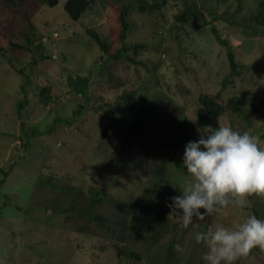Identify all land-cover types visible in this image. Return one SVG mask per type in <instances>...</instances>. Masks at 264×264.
Instances as JSON below:
<instances>
[{
	"label": "rangeland",
	"instance_id": "obj_1",
	"mask_svg": "<svg viewBox=\"0 0 264 264\" xmlns=\"http://www.w3.org/2000/svg\"><path fill=\"white\" fill-rule=\"evenodd\" d=\"M66 1L38 5L28 22L0 11V177L7 173L0 187V264H126L119 256L124 241L92 223L86 210L130 218L129 203L160 159H169L170 189L180 195L189 179L185 145L205 125L250 132L264 146V25L251 20L263 0H165L154 10L148 5L161 0H92L78 20L64 10ZM121 4L129 28L124 40L117 37ZM10 19L15 32L7 36ZM89 29L112 52L127 49L119 58L107 54ZM244 92L256 106L242 101L250 123L227 101ZM201 94L222 103L223 114L199 118ZM146 146L154 151L146 153ZM63 184L80 189L70 212L59 208L68 196L56 188ZM91 188L100 195L86 206ZM259 197L250 194L244 209L230 204L194 217L187 228L171 209L167 217L185 248L197 229H235L253 206L264 220ZM208 250L201 241L202 262L195 264H206ZM235 264H264V250L257 246Z\"/></svg>",
	"mask_w": 264,
	"mask_h": 264
},
{
	"label": "trees",
	"instance_id": "obj_2",
	"mask_svg": "<svg viewBox=\"0 0 264 264\" xmlns=\"http://www.w3.org/2000/svg\"><path fill=\"white\" fill-rule=\"evenodd\" d=\"M57 3L58 0H36L34 2L29 0H0V11L11 14L13 18L20 17L28 22L38 5L46 4L52 7ZM91 3L92 0H67L64 4V10L72 20H78ZM163 3H165V0L154 2L148 5V8L154 10ZM136 5L141 10L145 9L144 3H137ZM125 8V5L122 4L117 6L116 17L120 21L117 37L120 40L126 38L129 30L127 20L124 17ZM186 15L187 13L184 11L177 17L184 20ZM217 17L216 14L213 15V18ZM225 20L233 23V20L229 17H226ZM251 20L252 22L264 25V0L260 2V10L256 15L251 17ZM4 29L7 36L14 34V23L11 19L5 21ZM88 33L96 39L101 50L115 58H119L122 51L127 49L125 45H122L112 52L109 44L100 39L94 30L89 29ZM217 38L219 42L227 44L220 36H217ZM228 59L231 68L235 69L237 63L231 51L228 52ZM46 91L47 89H42V96H47ZM245 99L251 107L256 108L248 92H244L242 96H230L227 101L232 111L241 115L244 120L250 123L242 107V101ZM198 101L200 107L197 108V114L201 119L206 114L218 118L224 112V105L212 96L201 94L198 96ZM182 129H186V126H183ZM171 140H173L172 136ZM144 149L148 154L154 151V148L151 146H146ZM175 163L180 166L182 162L175 159ZM169 165V159H160L154 164L148 182L142 187L141 192L129 203L132 213L130 218H113L109 214L99 215L91 210L85 211L86 217L92 223L124 241L119 256L121 259H124L126 264H140L139 262L143 259L146 260L147 264H195L196 260L199 263L202 262L201 258L197 255L201 242H197L195 239L197 233L203 232L202 229L195 230L187 246L182 248L180 238L177 232L172 231L171 222L167 217V212L170 209L168 207L170 197L175 196L170 189L172 180L169 174ZM6 175L7 173L3 172V176L0 177V187L5 182ZM56 188L68 192V196L64 199V202L60 204L59 208L61 211L70 212L78 207V200L80 198L79 188L71 184L56 185ZM99 195V190L91 188V196L86 201V206L96 202ZM260 196V205L264 209V194H260ZM252 211L254 215L260 218L261 209L253 206ZM169 233L168 240L160 243V239Z\"/></svg>",
	"mask_w": 264,
	"mask_h": 264
},
{
	"label": "clouds",
	"instance_id": "obj_3",
	"mask_svg": "<svg viewBox=\"0 0 264 264\" xmlns=\"http://www.w3.org/2000/svg\"><path fill=\"white\" fill-rule=\"evenodd\" d=\"M197 131L199 138L188 141L183 153L189 179L168 204L185 228L194 217L204 219L230 204L244 209L250 194H264V146L257 136L226 125H205ZM195 239L208 246L206 264H235L257 246L264 250V220L249 215L235 229L220 225L197 233Z\"/></svg>",
	"mask_w": 264,
	"mask_h": 264
}]
</instances>
